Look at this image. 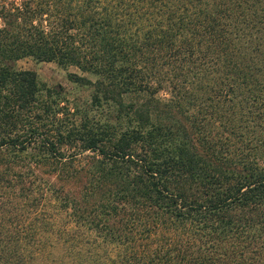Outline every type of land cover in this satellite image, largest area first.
I'll return each mask as SVG.
<instances>
[{
  "label": "trees",
  "instance_id": "trees-1",
  "mask_svg": "<svg viewBox=\"0 0 264 264\" xmlns=\"http://www.w3.org/2000/svg\"><path fill=\"white\" fill-rule=\"evenodd\" d=\"M0 264H264V0H0Z\"/></svg>",
  "mask_w": 264,
  "mask_h": 264
},
{
  "label": "rangeland",
  "instance_id": "rangeland-1",
  "mask_svg": "<svg viewBox=\"0 0 264 264\" xmlns=\"http://www.w3.org/2000/svg\"><path fill=\"white\" fill-rule=\"evenodd\" d=\"M19 69L32 70L37 75L40 87L61 86L67 92V97L71 100L74 95L78 96L79 103L84 106L88 104L89 92L84 88L75 86L67 77L68 73L84 75L94 80L95 77L88 73H82L75 67L63 68L52 61H37L33 58H23L16 62Z\"/></svg>",
  "mask_w": 264,
  "mask_h": 264
}]
</instances>
